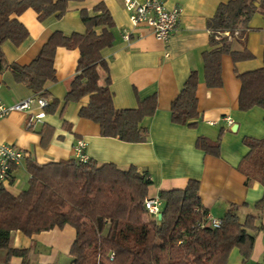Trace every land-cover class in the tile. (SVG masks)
Instances as JSON below:
<instances>
[{"label":"trees","instance_id":"1","mask_svg":"<svg viewBox=\"0 0 264 264\" xmlns=\"http://www.w3.org/2000/svg\"><path fill=\"white\" fill-rule=\"evenodd\" d=\"M85 0H0V72L9 69L19 84L27 86L32 98L46 100L45 115H53L60 102L51 98L45 85L55 82L54 59L58 48L78 50L76 73L66 94L64 106L77 104L88 98L78 113L80 119L94 123L104 138L121 140L128 144L144 143L145 132L139 124L151 118L157 109L153 95L138 101L134 110H115L109 90L108 66L101 51L110 48L113 37L112 18L103 4H98L89 14L79 12L85 27L83 34L65 35L54 32L37 57L26 67L7 65L1 46L10 43L20 46L27 38V30L12 16H19L31 9L38 21L54 16L62 19L69 3ZM264 0H228L220 3L214 16L207 22L209 48L202 53L204 82L208 89L222 86L221 60L229 56L233 63L248 61L253 57L246 51H230L225 33L248 29L251 18L264 14ZM238 39V38H236ZM106 74L105 83L99 85L100 74ZM241 84L238 110L247 112L252 108L264 111V55L259 70L237 74ZM198 76L194 71L170 105L172 125L195 128L197 110ZM64 124L63 127H67ZM71 131V126H69ZM41 145L46 147L54 130L43 125L39 131ZM223 131L216 142L198 138L195 148L206 155L219 157ZM243 145L249 153L242 159L238 170L247 182H259L264 188V140L244 138ZM30 176L28 188L14 197L0 185V251L5 252V263L11 258L25 259L27 250L10 246V236L20 232L31 238L54 229L69 226L76 238L71 246L70 264H227L229 254L237 249L248 259L253 248L256 231L255 217L248 216L240 222L237 206H231L222 218L219 228L206 226L207 211L199 198V182L189 180L184 190L160 191L162 218L150 216L144 208L152 182L135 167L123 171L113 164L98 166L89 160L50 163L45 166L27 164ZM12 182V178L9 179ZM263 197L255 203L261 211ZM165 246L160 243H164Z\"/></svg>","mask_w":264,"mask_h":264},{"label":"crops","instance_id":"2","mask_svg":"<svg viewBox=\"0 0 264 264\" xmlns=\"http://www.w3.org/2000/svg\"><path fill=\"white\" fill-rule=\"evenodd\" d=\"M163 1L168 8L182 9L177 30L166 44L155 40L146 28L131 29L124 0L69 3L62 19L51 16L39 22L37 13L31 9L11 17L23 25L28 38L18 47L10 43L3 44L1 52L7 65L26 67L37 57L54 32L83 34L85 27L80 22L79 12L86 10L91 14L96 5L103 4L114 24L109 29L113 44L101 51V57L108 66L109 90L114 109L134 110L138 101L153 95L157 98V109L151 118L139 124L147 139L144 143L128 144L101 137L99 126L78 117L80 108L87 105L88 98L64 106L63 100L76 76L80 54L77 49L58 48L54 59L56 80L45 85L51 98L60 102L57 111L53 115L46 114L31 131L26 129V124L39 114L36 105L26 113H12L0 120V145L14 146L25 155L22 163L12 170V182L3 183L2 186L12 196H19L28 188V163L45 166L74 160V145L82 140L86 144L85 153L89 160L98 166L113 164L123 171L135 167L139 173H144L152 182L148 197L158 196L160 191L184 190L189 180H197L198 195L202 207L207 211V218L222 220L231 206H237L236 215L241 223L248 216L255 217L254 226L257 230L251 233L254 244L249 258L244 259L237 249H233L227 264H264V206L261 211L254 207L263 197L264 188L257 181L248 183L238 170L240 162L249 153L242 143L243 139L264 140V111L260 108H252L247 112L238 110L241 84L236 76V73L241 75L263 67L264 14L254 15L244 34L230 42L231 52L246 51L253 58L233 63L229 56H223L222 86L208 89L200 57L209 48L207 22L214 16L219 4L228 0ZM125 32L129 35L128 40L124 38ZM191 71L198 76L199 110L196 126L192 129L172 125L170 120V105ZM99 74V85L103 86L106 74L102 71ZM28 90L26 85L15 81L9 69L0 72V98L5 104L31 99L33 95ZM65 123L68 124L66 128L63 127ZM43 125L54 130L46 147L40 144L39 131ZM221 131L223 136L219 157L206 155L195 148L198 138L216 142ZM75 238V230L69 226L42 232L31 238L13 232L9 238L10 246L27 250L28 253L25 259L13 257L8 264H70L69 252ZM0 264H6L3 251H0Z\"/></svg>","mask_w":264,"mask_h":264},{"label":"built area","instance_id":"3","mask_svg":"<svg viewBox=\"0 0 264 264\" xmlns=\"http://www.w3.org/2000/svg\"><path fill=\"white\" fill-rule=\"evenodd\" d=\"M124 9L128 15L129 25L132 30L138 28L148 29L155 40L166 44L173 33L177 30V25L182 15V9L179 7L168 8L163 0H124ZM228 41L239 38L240 32L235 31L233 34L225 33ZM125 40L129 39L127 32L124 34ZM33 105L39 107V114H36L26 124V129L31 131L35 125L41 123L45 118L44 108L47 103L43 99L31 98L14 103L5 104L0 98V120L12 113H26ZM230 122V120H227ZM86 144L78 140L74 145V160L78 163H87L88 156L85 153ZM25 155L14 146L0 145V183H8L14 167L19 166L24 160ZM148 179V178H147ZM162 201L159 196L147 197L144 200V208L147 213L157 218L161 214ZM221 220L207 218L206 226L219 228Z\"/></svg>","mask_w":264,"mask_h":264},{"label":"water","instance_id":"4","mask_svg":"<svg viewBox=\"0 0 264 264\" xmlns=\"http://www.w3.org/2000/svg\"><path fill=\"white\" fill-rule=\"evenodd\" d=\"M162 218V214L158 215L157 220L160 221Z\"/></svg>","mask_w":264,"mask_h":264},{"label":"rangeland","instance_id":"5","mask_svg":"<svg viewBox=\"0 0 264 264\" xmlns=\"http://www.w3.org/2000/svg\"><path fill=\"white\" fill-rule=\"evenodd\" d=\"M160 244L165 246V242L164 243H160Z\"/></svg>","mask_w":264,"mask_h":264}]
</instances>
